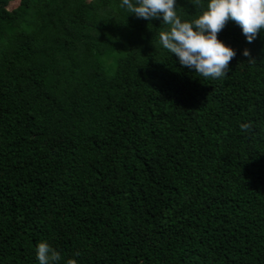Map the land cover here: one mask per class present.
<instances>
[{
    "label": "trees",
    "instance_id": "16d2710c",
    "mask_svg": "<svg viewBox=\"0 0 264 264\" xmlns=\"http://www.w3.org/2000/svg\"><path fill=\"white\" fill-rule=\"evenodd\" d=\"M121 4L0 0V264H264V32L205 79Z\"/></svg>",
    "mask_w": 264,
    "mask_h": 264
},
{
    "label": "clouds",
    "instance_id": "9594fccd",
    "mask_svg": "<svg viewBox=\"0 0 264 264\" xmlns=\"http://www.w3.org/2000/svg\"><path fill=\"white\" fill-rule=\"evenodd\" d=\"M130 14L146 20L160 19L168 29L159 33V42L178 58L182 68H188L205 79L223 78L229 72V64L236 51L218 39V34L229 21L236 23L252 43L264 32V0H209L207 9L192 21L181 19L177 13L176 0H122ZM249 62L250 51H243ZM244 132L252 129L251 123H242ZM39 264H58L61 253L47 242H41L36 249ZM79 255V253H76ZM67 264H77L69 259Z\"/></svg>",
    "mask_w": 264,
    "mask_h": 264
}]
</instances>
